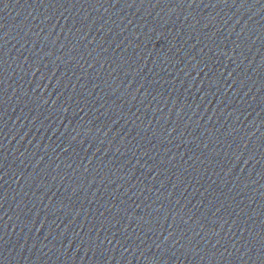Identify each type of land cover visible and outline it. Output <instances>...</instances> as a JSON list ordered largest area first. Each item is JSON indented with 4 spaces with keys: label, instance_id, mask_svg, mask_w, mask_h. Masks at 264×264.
I'll use <instances>...</instances> for the list:
<instances>
[{
    "label": "water",
    "instance_id": "1",
    "mask_svg": "<svg viewBox=\"0 0 264 264\" xmlns=\"http://www.w3.org/2000/svg\"><path fill=\"white\" fill-rule=\"evenodd\" d=\"M0 264H264V0H0Z\"/></svg>",
    "mask_w": 264,
    "mask_h": 264
}]
</instances>
